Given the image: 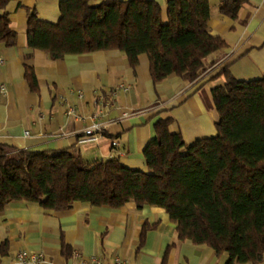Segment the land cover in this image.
<instances>
[{
    "label": "trees",
    "instance_id": "1",
    "mask_svg": "<svg viewBox=\"0 0 264 264\" xmlns=\"http://www.w3.org/2000/svg\"><path fill=\"white\" fill-rule=\"evenodd\" d=\"M0 0V42L18 43L6 6ZM244 0H222L219 10L235 17ZM57 22L42 20L34 6L27 14L25 43L51 58L68 53L119 49L135 67L140 53L149 58L154 84L170 74L196 80L207 59L227 46L208 26L209 0H60ZM211 88L218 113L216 132L186 143L171 132L169 116L153 123L154 136L143 149L147 170L117 159L86 161L67 149H19L10 155L0 143V211L14 200L38 203L46 211L65 210L76 201L119 208L164 209L180 241L205 243L227 253L225 264L264 258V75L238 79L223 64ZM29 90L38 91L33 67L25 65ZM154 225L144 222L138 246ZM6 242L1 253L6 252ZM167 254V251H166ZM162 264L165 263V258Z\"/></svg>",
    "mask_w": 264,
    "mask_h": 264
},
{
    "label": "crops",
    "instance_id": "2",
    "mask_svg": "<svg viewBox=\"0 0 264 264\" xmlns=\"http://www.w3.org/2000/svg\"><path fill=\"white\" fill-rule=\"evenodd\" d=\"M59 1L10 0L6 6L18 33L16 45L0 42V85L5 86L0 91V143L10 155L19 149H67L86 161L114 158L127 167L147 170L143 149L154 136L158 118L169 116L170 131L179 132L186 143L215 134L218 113L211 88L224 83L222 75L214 76L223 64L238 79L264 75V0H244L235 17L220 12L222 0H209L208 26L226 39L227 46L205 59V70L196 80L170 74L156 84L146 53H140L132 67L119 49L51 58L44 50L28 47L24 6H34L42 20L57 22ZM155 1L162 5L166 19L167 0ZM26 64L38 80L36 92L29 90L24 78ZM120 82L129 89L109 95ZM100 95L106 98L101 134L82 140ZM69 107L80 117L68 114ZM122 110L129 114L123 116ZM144 222L154 227L138 246ZM3 242L6 252H0V264H22L16 259L19 250L42 251L39 264H95L91 257L100 264H114L115 256L128 264H162L166 251L164 264H225L229 259L227 253H216L205 243L178 240L175 223L164 209L138 207L133 200L119 208L76 201L59 211L14 200L0 211V248ZM236 264H264V258Z\"/></svg>",
    "mask_w": 264,
    "mask_h": 264
},
{
    "label": "built area",
    "instance_id": "3",
    "mask_svg": "<svg viewBox=\"0 0 264 264\" xmlns=\"http://www.w3.org/2000/svg\"><path fill=\"white\" fill-rule=\"evenodd\" d=\"M2 58L0 57V63L2 62ZM129 89V86L126 83L120 82L113 88L109 90V95L112 97H115L117 94L121 92H125ZM5 90L4 85H0V91ZM106 102V98L104 96L100 95L99 98L95 102V111L94 113L90 116L91 123L85 128L84 133L85 136L81 138L82 140H87V139H96L97 137L100 136L101 134V129L103 127V123L101 121V118L104 114V103ZM68 114H72L74 118L80 117L74 112L73 107H69L68 109ZM121 114L123 116H127L129 114L128 110H122ZM26 133H28L26 131ZM113 144H116V141H113ZM44 258V253L42 251L38 252H29L27 250H19L16 254V259L18 262L22 264H39L43 261ZM91 260L95 262V264H100V261L95 258L91 257ZM114 264H128L127 261L120 257V256H115L114 258Z\"/></svg>",
    "mask_w": 264,
    "mask_h": 264
}]
</instances>
